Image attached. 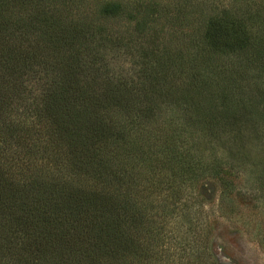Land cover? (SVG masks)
Segmentation results:
<instances>
[{
  "label": "trees",
  "instance_id": "trees-1",
  "mask_svg": "<svg viewBox=\"0 0 264 264\" xmlns=\"http://www.w3.org/2000/svg\"><path fill=\"white\" fill-rule=\"evenodd\" d=\"M18 2V13L11 16L15 1L0 0V249L5 248L7 255L18 247L15 256L21 264H120L121 258L133 255L134 235L148 218L140 217L141 204L132 199L133 192V196L121 192L132 185V176L126 175L134 156H122L119 145L165 110L184 115L183 126L194 133L186 124L192 117L189 109L201 110L197 99L190 105L192 92L209 99L218 89L217 98L224 104L220 113L231 118L255 113L262 97L242 96L254 63L246 53L252 43L258 45L245 21L253 26L261 16L229 22L224 17L208 19L204 37L208 49L203 54L211 64L209 71L201 73L197 66L198 49L170 57L152 52L150 59L142 58L143 81L133 86L121 79L112 82L101 63L104 45L118 50L129 48L127 44L107 40L98 29L91 35L89 27L68 30L61 19L38 17V1ZM121 9L120 4H108L101 16L116 18ZM226 37L229 44H221L219 38ZM216 52L226 55L227 66L213 68ZM177 77L185 82L174 86ZM138 90L141 98L133 96ZM158 95L164 98L155 102L152 96ZM260 111L249 118L251 126L256 125L254 119L264 117ZM218 121L216 128L222 120ZM258 121L264 126V119ZM205 129L199 130V138L207 136ZM169 130L167 137L155 135L159 139L155 154L162 156L157 160L164 173L171 168L174 179L190 175L195 167L183 163L170 144L171 134L178 137L179 131ZM48 156L58 162L54 168L46 163ZM210 162L200 159L198 169L219 181L224 171L235 170L224 156ZM176 209L173 203L169 213Z\"/></svg>",
  "mask_w": 264,
  "mask_h": 264
},
{
  "label": "rangeland",
  "instance_id": "rangeland-1",
  "mask_svg": "<svg viewBox=\"0 0 264 264\" xmlns=\"http://www.w3.org/2000/svg\"><path fill=\"white\" fill-rule=\"evenodd\" d=\"M12 1L17 4L11 13L15 16L20 2ZM35 1L40 7L38 17L61 19L68 30L89 27L90 35L96 34L98 29L106 34L107 40L127 44L129 48L118 50L112 45H104L101 63L112 82L121 79L133 86L143 81L140 78L145 64L142 58L150 59L152 52L170 57L195 54L198 49L197 66L202 69L201 73L209 71L211 64L208 65L203 54L208 49V42L204 40L208 19L224 17L229 22L235 17L246 19L250 14L261 16L253 26L245 21L249 31L255 32L258 45L252 43L246 53L252 60L249 63H254L250 64L251 72L245 78L247 87L242 96L252 98L250 100L262 97L255 113L251 111L250 115L242 113L231 118L220 113L224 104L217 98L218 89L209 99L204 93L198 96L192 92L193 99L189 103L193 105L197 99V107L202 112L198 118L195 114L200 112H194L193 106L189 109L192 117L186 119V124H190L194 133L189 134L183 126L184 115L177 116L174 110H165L140 133H134L132 138L119 145L122 156H134L128 163L132 168L126 175L132 176V185L121 188V192H129V195L133 192L135 197H129L141 204L140 217L147 214L148 218L141 222L140 231L134 235L133 255L121 258L120 264H264V126L258 121L264 117L254 119L256 125L249 124V118L264 110V47L259 48L264 36V0H29L28 3ZM116 3L122 7L119 16L102 18L103 8ZM228 38H219L220 43L229 44ZM49 53L53 55L52 51ZM220 53L212 55L215 69L228 65L226 55ZM230 56L234 57L233 54ZM181 81L185 82V79L177 77L174 86ZM140 91H134L133 96H142ZM123 94L127 95V92ZM163 98L152 96L155 102ZM219 118L222 121L216 128ZM179 119L180 126L177 127L175 124ZM212 119L217 120L213 122ZM203 127L207 136L202 139L198 132H202L199 130ZM169 128V131L171 128L179 131L178 137L171 134L170 143L176 148L177 156L183 163L190 162L195 167L192 174H180L177 179L172 177L171 168L164 173L162 161L157 160L162 156L155 154L156 144L167 137ZM213 131L216 135H209ZM149 155L154 157L149 159ZM221 156L234 165L235 170L224 171L220 181L203 175L198 169L201 168L200 159L212 163ZM55 160L48 156L46 163L54 168L58 164ZM59 160L69 163L66 158ZM134 186L135 191H130ZM173 203L177 209L171 214ZM17 250L18 247L14 248L15 253L6 255L5 248L0 249V264H21L20 257L15 256Z\"/></svg>",
  "mask_w": 264,
  "mask_h": 264
}]
</instances>
